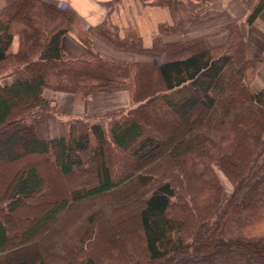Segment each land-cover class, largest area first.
<instances>
[{"label":"trees","instance_id":"16d2710c","mask_svg":"<svg viewBox=\"0 0 264 264\" xmlns=\"http://www.w3.org/2000/svg\"><path fill=\"white\" fill-rule=\"evenodd\" d=\"M1 1L0 159L32 161L0 190V264H264V91L251 87L263 58L246 56L238 22L222 26L227 39L212 47L205 36L163 40L214 12L217 0H139L171 16L148 48L134 27L120 34L108 23L81 36L56 4ZM236 1L247 25L264 7ZM64 35L80 54L62 49ZM95 38L164 60L116 59L97 51ZM45 89L77 103L127 90L130 106L68 119L63 135L41 138L35 121L56 115ZM42 159L59 171L58 192L38 169ZM131 235L134 249L122 245L99 260Z\"/></svg>","mask_w":264,"mask_h":264},{"label":"crops","instance_id":"0c3cea01","mask_svg":"<svg viewBox=\"0 0 264 264\" xmlns=\"http://www.w3.org/2000/svg\"><path fill=\"white\" fill-rule=\"evenodd\" d=\"M56 4V0H46ZM3 1L0 0V8ZM103 7L107 9L104 23L98 27H88L81 17L71 9L65 10L73 19L75 32L84 36L89 30L99 31L108 23L113 24L120 34L129 27H134L140 36L143 47L152 45L153 37L158 33V26L169 24L171 16L165 6L143 5L139 0H108ZM214 12L207 11L199 19L175 33L163 35L166 42L188 40L205 36V43L212 47L222 44L227 39V33L221 27L229 22H238L245 37V54L249 58H263V62L256 71L251 87L264 82V7L255 20L247 25L244 22L247 10L236 0H217L212 6ZM16 40L13 48L16 47ZM62 49L69 55L81 53L79 42L71 35H64L61 39ZM92 46L100 53L125 61L160 62L163 57L154 58L129 52L117 51L95 38ZM43 95L53 102L56 110L54 117L41 118L35 121V130L41 138H55L63 135L64 122L70 118L99 117L110 111L127 109L130 106V95L127 90L101 92L88 95L81 103L74 100L72 94L54 92L45 89Z\"/></svg>","mask_w":264,"mask_h":264},{"label":"rangeland","instance_id":"374dc122","mask_svg":"<svg viewBox=\"0 0 264 264\" xmlns=\"http://www.w3.org/2000/svg\"><path fill=\"white\" fill-rule=\"evenodd\" d=\"M52 104H53V102H52ZM71 119V118H70ZM68 120V119H67ZM109 119H108V117H105V118H103V123H105V122H107ZM66 121V120H65ZM103 125V127H105L104 126V124H102ZM25 156V155H24ZM31 162L32 160H31V158L29 157V156H25V157H23L22 156V158L19 160V161H16V162H12V163H10V164H8V163H5V162H3L1 159H0V190H2V188H3V186L5 185V181L6 180H8L9 179V177L11 176V174H12V172H15L16 170H18L19 169V167H21V166H23V164L25 163V162ZM38 169H39V171L40 172H42L43 173V175L44 176H46V178H47V182H48V187L49 188H51V189H55V190H57V192H58V188H60V183H61V180H59V178H58V176L55 174V172H59L58 170H56L55 168H52L51 166H49L48 165V163L44 160V159H42L41 160V164L39 165V167H38ZM218 176H219V178H220V180H221V183H222V185H223V187H224V189L227 191V192H229V191H231V185L229 184V182L225 179V177L220 173V172H218ZM54 198H57V195H55V196H52V199H54ZM32 203H35L36 201H31ZM28 210L26 209V208H23L22 210H21V213L22 212H27ZM76 213L78 214H80L81 215V212H79V211H76ZM18 216L19 215H17V217L16 218H18ZM62 222V224H61V226H56V232L58 233V235H60L61 236V234H63V233H65V234H68L67 232H69V230L68 229H70V225L73 223L72 222V220H70L69 221V223L68 224H64L63 223V221H61ZM16 223V222H15ZM14 223V224H15ZM21 223H17V226L18 227H21ZM69 225V226H68ZM14 226H16V224L14 225ZM72 226V225H71ZM54 232V231H53ZM137 239L136 238H134V236H129V237H126V238H124V240L122 241V242H120V243H116V242H114V243H112V244H110V246L108 247V248H106V249H104V250H102L101 252H100V254H99V260L101 259L102 260V258L104 257V256H106V255H108V257L109 256H111L112 255V253H111V250L112 249H114V248H117V247H119V246H122V245H131L132 247L131 248H135V246L137 245ZM53 251V250H52ZM51 249H46L45 250V255H46V257H47V259H48V256H49V254H51Z\"/></svg>","mask_w":264,"mask_h":264},{"label":"clouds","instance_id":"9594fccd","mask_svg":"<svg viewBox=\"0 0 264 264\" xmlns=\"http://www.w3.org/2000/svg\"><path fill=\"white\" fill-rule=\"evenodd\" d=\"M108 0H56L60 10L71 9L77 13L88 27H98L104 23L107 9L103 7ZM255 91H264V82L258 83Z\"/></svg>","mask_w":264,"mask_h":264}]
</instances>
